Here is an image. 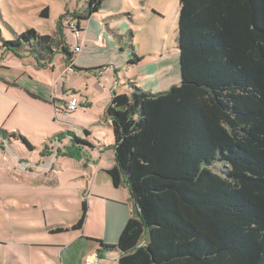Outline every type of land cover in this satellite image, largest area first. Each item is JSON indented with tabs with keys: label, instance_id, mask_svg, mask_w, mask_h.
<instances>
[{
	"label": "trees",
	"instance_id": "16d2710c",
	"mask_svg": "<svg viewBox=\"0 0 264 264\" xmlns=\"http://www.w3.org/2000/svg\"><path fill=\"white\" fill-rule=\"evenodd\" d=\"M102 1L87 0L74 19ZM177 2L180 82L157 93L128 82L105 110L115 156L106 172L114 186L126 182L136 208L117 243L98 240V251L115 249L118 264H264V0ZM12 34L1 45L15 54L54 52L48 34ZM0 136L30 147L18 133ZM86 210L82 201L74 224L51 231L80 229Z\"/></svg>",
	"mask_w": 264,
	"mask_h": 264
},
{
	"label": "crops",
	"instance_id": "0c3cea01",
	"mask_svg": "<svg viewBox=\"0 0 264 264\" xmlns=\"http://www.w3.org/2000/svg\"><path fill=\"white\" fill-rule=\"evenodd\" d=\"M116 1L118 3H109L108 0H103L97 12L91 14L86 20H78L79 38H82V41H80L82 43V49L79 52H75L68 48L70 61H67L66 56L63 53L61 54L63 57L61 59L63 70H61L62 72L60 75L63 73L67 76L66 74L71 71H91L101 75L108 71V69L112 68V73L114 74L113 76H115V79L111 82L104 80V87H101L96 98H94L96 102L101 104L94 107L93 102H90L87 97L84 101H82V99H77L78 103L80 102L81 104L80 110L84 111V118L80 119L76 117L75 119H77L78 123L74 125H68L69 123H65L64 126L70 130H61L53 133L51 136L49 131L46 133L44 132V135L41 136L39 146L42 148L45 145L46 146L41 153H39V151L37 153L38 145H31L27 139L26 141L30 147H27L16 138L4 140L8 147L9 145L17 144V146H15L18 150L13 148V151L15 152L12 151V155L14 160L13 164L18 166V169L14 171V175L17 176V178H14L20 181L13 188L15 196H11L10 208L12 209V212L8 215L9 221L7 225L11 235L8 236L7 240L0 238V247L2 249L0 251V264H93L92 262H94V264H100L102 260L108 259L111 254L108 257L100 256V253H98V240L102 243L116 244L126 221L135 211L136 207L126 182L122 180L118 186H114L110 176L106 172L107 169L115 165V156L111 121L106 116L105 110L110 103L113 93L118 94L130 92L128 86V82H131L130 80L133 79L135 85H141L140 81H138L139 78H144L145 81L148 79L149 81L147 82L149 85L153 81L154 83H157L156 79L158 71H135V67L141 60L138 62L130 61L131 59L128 61L127 59L122 60V56L129 58L131 56L133 57V54L137 55L135 47L133 46V35L129 32L130 34L128 35L127 40L125 35L117 34L121 32V29L109 28V26H111L109 25L110 22L106 21L115 15L107 16L104 19H101L100 17V14L102 15L103 13L116 14L120 10L131 9L130 0ZM96 18L102 21L104 27H102V23ZM82 21L84 23H82ZM104 30L112 35L113 40L106 36ZM101 34H103V37H101ZM89 38L95 39V41L98 42H93ZM87 45H89V53L82 52L83 47H86ZM0 54H2V56H0V69L3 70H10L12 68L11 65H9V61H6L11 57H13L14 60H20L28 65L30 61L24 62L26 59L24 54H29L31 56L39 57L41 60H46L48 65H50L49 61L54 55V53H52V55L48 57L44 54L30 51L28 48L20 50L15 54L6 50L2 45H0ZM64 58L65 60H63ZM51 68L54 69V67ZM121 72H123V78L119 77ZM146 72H149L150 74L146 75ZM21 75H26L28 78H31L29 77V71L25 69L19 74V76ZM19 76L13 77V83L12 85L10 84L12 88L21 87V79H23L24 76L21 78ZM4 78L5 77L2 79ZM123 79L124 82H122ZM59 81L60 78L57 79L56 90ZM154 88H156L155 91L158 90L154 84L150 85L149 90L153 91ZM124 89L126 91H124ZM10 91L12 93H9L8 89H0L2 95L12 98L13 101L19 99L20 101L25 102V98L20 94L15 95L13 94V90ZM25 95L34 100H42L45 104H48L46 96L42 98L41 96L32 93H27ZM72 97L75 96L66 95L63 96L62 99H57L54 96L53 99L51 98L50 104L54 106V101H58L66 105ZM66 99L68 100L67 102L65 101ZM54 110L53 112L56 115L59 109L54 107ZM59 113H62V111ZM99 127L107 130L109 135L101 133ZM65 131H69L74 136L89 143L91 147L84 146L81 149L80 145L71 140L70 135L62 134ZM11 132L20 134L18 130ZM105 136L109 137L111 143L108 141V137L105 138ZM106 148L109 149L108 158L106 159V157H104L107 166H97L93 172L92 166L94 165L91 164L92 158L90 157V153L96 149L101 155H103ZM27 150L29 153L26 152ZM62 152L63 154H61ZM62 163L66 165V169L62 168ZM46 169H49L50 171L47 172ZM46 173L52 176L53 182L55 181L53 183L55 185L52 186H61L58 181L62 176L67 180H70L71 183H67V186L73 190H71V193L75 192L79 195V198H73L65 194L64 199L62 200L64 205L60 204L58 199L57 202L51 203V210L55 208L61 212H65L63 206L66 210V213H63L64 217L62 216V218H59L58 220H49L46 212H51L45 207L44 199L40 195L32 194L34 192L49 190L52 188V186H45L42 183L41 179ZM37 178H39L38 181H36ZM18 197L21 199H18ZM82 199H84L83 201H85L87 206L86 218L82 227L80 229L69 228L61 232H52L51 230L56 227H70L77 221L80 216L78 205L80 200L82 204ZM38 204L43 205L41 210H37ZM94 207L100 212L98 213L99 216L96 221L98 227L97 234L90 233L89 230L86 229V219L87 217H90V212L87 214V211ZM30 210H32L34 214L24 218L25 215H23V213H27ZM89 243L92 244L93 247L95 245V250H97L94 253L95 256L88 254V251H86V246ZM92 251H94V249H92ZM115 252V259L117 261L118 252Z\"/></svg>",
	"mask_w": 264,
	"mask_h": 264
},
{
	"label": "rangeland",
	"instance_id": "374dc122",
	"mask_svg": "<svg viewBox=\"0 0 264 264\" xmlns=\"http://www.w3.org/2000/svg\"><path fill=\"white\" fill-rule=\"evenodd\" d=\"M108 2L118 3L116 0H108ZM130 2L131 9H123L116 14L103 13L102 15L100 14V17L104 19L107 16L115 15L106 21L110 22L109 25L111 26H109V28L121 29V32L117 34L125 35L127 40L130 33L133 35V46L135 47L137 55L141 57V61L135 67V71H158L157 83L153 81L150 84H154L158 88L157 91H155L156 88L153 90L155 92L150 91V85L147 82L149 80L147 79L145 81L144 78L138 79L142 86L137 84L136 86L144 91H150L152 93L165 91L172 85L180 82L179 55L176 44L178 2L177 0H130ZM86 5L87 0H0V39L9 40L13 38L12 31L20 33L27 28H33L39 32V34H48L53 38L54 55L49 61L50 65H48L46 60H41L39 57L24 54L26 56L24 62L30 61L28 65L20 60H14L13 57H11L6 61H9V65H11L12 68L10 70L0 69V89H8L9 93H12L10 90H13V94H20L25 98V102L19 99L13 101L12 98L6 97L0 93V129L6 132L18 130L31 145H38L37 153L38 151L41 153L46 146L45 145L43 148L39 146L41 136L44 135V132L46 133L49 131L51 136L55 132L68 129L64 126L65 123L74 125L78 123L77 119H75L76 117L80 119L84 118V111L80 110V102L78 103L77 109L73 110V112L62 102L54 101V106L51 105V98L53 99L55 96L57 99H62L63 96L71 95L84 101L87 97L90 102H93L94 107L99 106L101 103L96 102L94 98H96L101 87H104L103 81L106 80L111 82L115 79L112 68L101 75L91 71H71L66 74L67 76L63 73L60 75L62 72L61 70H63V63L61 61L63 57L59 49V43L62 41L71 51H73L74 46L78 44L80 46L79 51H81L82 43L80 41H82V38H75L71 31V25L74 20L78 22V20L74 19V15L83 14ZM45 7H48L47 18L39 16V13ZM96 19L102 23L100 19ZM82 23L84 22L82 21ZM102 27H104L103 23ZM105 34L109 39L113 40L112 35L108 32H105ZM101 37H103V34H101ZM89 39L93 42H98L95 41V39ZM87 46L83 47L82 52L89 53V45ZM0 56H2V54H0ZM125 57L126 56H122V60L127 59L128 61L131 59L130 61H132V56L129 58ZM63 60H65V58ZM51 67H54V69ZM24 69L29 71V77L31 78H28L26 75L19 76ZM149 74V72H146V75ZM16 76L20 78L24 76L23 79H21L20 89L18 87L12 88L11 86L13 77ZM3 77L5 78L2 79ZM119 77L123 78V72L120 73ZM59 78L60 81L57 84L56 90V82ZM130 81L134 82L133 79ZM122 82H124V79ZM125 89L124 91H126ZM27 93L39 95L42 98L46 96L48 104H45L42 100L29 98L25 95ZM65 101L67 102L68 100L66 99ZM54 107L59 109L58 113L62 111L63 115L62 113H57L55 115L53 112ZM99 130L101 133L109 135L104 128L99 127ZM106 137L108 136H105V138ZM10 139L14 138L10 137ZM4 140L9 139L0 136V238L7 240L8 236L11 235L7 227L9 221L8 215L12 212L10 208L11 196H15L13 188L20 180L18 181L16 179L17 176L14 175V171L18 169V166L13 164L14 160L12 155L14 149L18 150L16 147L17 144L15 143L16 146L9 145L8 147ZM108 141L111 143L109 137ZM108 150L109 149L106 148L103 155L96 149L90 153V157L92 158L91 164L94 165L92 166L93 172L97 166H107L104 157H106V159L108 158ZM26 152L29 153L28 150ZM61 154H63V152ZM61 165L63 169H66L64 163ZM46 171L49 172L50 170L46 169ZM38 180L39 178L36 179V181ZM41 180L45 186L55 185L53 184L55 181L53 182L52 176L48 173H46ZM58 182L61 186H52L49 190H41L32 193L33 195H40L44 199L45 207L51 212H46L49 220H58L62 218L63 213H66L64 206L63 209L65 212H61L55 208L51 210V203L57 202L58 199L59 203L64 205L62 200L65 194L73 198H79V195L75 192L71 193L73 190L67 186V183H71L70 180L62 176ZM18 199L21 198L18 197ZM83 200L84 199H82V201ZM42 208L43 205L38 204L37 210H41ZM80 211L81 200L78 205L79 215L81 214ZM88 212H90V217L86 219V229H88L90 233L97 234L98 227L96 221L99 216L98 213L100 212L96 207L91 210L89 209L87 214ZM32 214H34L32 210L23 213V215H25L24 218ZM103 244L115 245L105 242H103ZM92 249H94V251H92ZM1 250L0 247V251ZM86 251H88V254L94 255L97 250H95V245L93 247L92 244L89 243L86 246ZM115 251V249L98 251L102 257H108L111 254L108 259L102 260L100 264H117ZM92 263L94 264V262Z\"/></svg>",
	"mask_w": 264,
	"mask_h": 264
},
{
	"label": "built area",
	"instance_id": "2783aa9c",
	"mask_svg": "<svg viewBox=\"0 0 264 264\" xmlns=\"http://www.w3.org/2000/svg\"><path fill=\"white\" fill-rule=\"evenodd\" d=\"M71 31H72V33L76 39L79 38V26H78V23L75 22V20H74L73 24L71 25ZM99 38H101V37H99ZM73 50L75 52H78L80 50V46L79 45L74 46ZM77 106H78V100L76 97H72L66 103V107L71 111L75 110L77 108Z\"/></svg>",
	"mask_w": 264,
	"mask_h": 264
},
{
	"label": "bare ground",
	"instance_id": "6f19581e",
	"mask_svg": "<svg viewBox=\"0 0 264 264\" xmlns=\"http://www.w3.org/2000/svg\"><path fill=\"white\" fill-rule=\"evenodd\" d=\"M78 23V22H77Z\"/></svg>",
	"mask_w": 264,
	"mask_h": 264
}]
</instances>
